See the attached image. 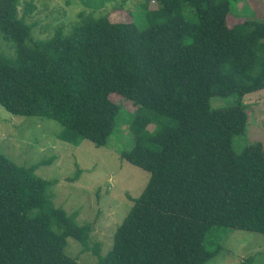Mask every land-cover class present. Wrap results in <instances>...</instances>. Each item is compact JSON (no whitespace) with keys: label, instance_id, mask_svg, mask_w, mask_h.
Masks as SVG:
<instances>
[{"label":"trees","instance_id":"16d2710c","mask_svg":"<svg viewBox=\"0 0 264 264\" xmlns=\"http://www.w3.org/2000/svg\"><path fill=\"white\" fill-rule=\"evenodd\" d=\"M79 1L99 10L117 0ZM235 1L144 0L131 22L81 13L41 39L20 0H0V33L16 49L0 48V105L57 121L64 142L102 147L118 94L136 107L121 157L150 172L103 255L91 225L55 205L56 182L36 173L46 161L20 166L0 151V264H83L69 238L98 264H205L223 249L218 229L264 235V143L233 146L249 124L243 98L264 89V22L229 26Z\"/></svg>","mask_w":264,"mask_h":264},{"label":"rangeland","instance_id":"374dc122","mask_svg":"<svg viewBox=\"0 0 264 264\" xmlns=\"http://www.w3.org/2000/svg\"><path fill=\"white\" fill-rule=\"evenodd\" d=\"M144 0L107 2L99 10L84 6L79 0H20L19 15L35 23L32 33L37 38L51 37L56 28L79 23L81 13L95 17L108 15L112 21L131 22ZM157 6V4H154ZM32 8L31 12L27 9ZM27 12V13H26ZM246 19L264 22V0H238L232 3L229 26ZM0 48L14 57V45L0 33ZM116 96L121 97L118 94ZM116 127L105 146L96 147L83 140L79 146L60 140L63 130L55 120L38 116H16L0 105V151L20 166L30 167L46 161L36 173L55 181L52 197L57 207L76 214L80 225H91L90 246L99 243L102 254L113 246L115 230L129 213L133 198L146 187L150 172L122 159L121 153L132 149L134 141L129 125L136 107L122 98ZM236 96L212 97V108L235 102ZM249 124L243 135L234 138L236 152L257 143H264V89L246 95ZM223 249L205 264H264V235L239 229H218ZM68 255L83 264H98L91 251H84L80 242L68 239ZM253 259L252 263L248 260Z\"/></svg>","mask_w":264,"mask_h":264}]
</instances>
